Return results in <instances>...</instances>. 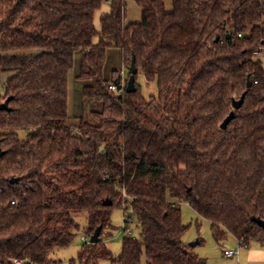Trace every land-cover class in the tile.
Masks as SVG:
<instances>
[{"label":"trees","instance_id":"16d2710c","mask_svg":"<svg viewBox=\"0 0 264 264\" xmlns=\"http://www.w3.org/2000/svg\"><path fill=\"white\" fill-rule=\"evenodd\" d=\"M136 2L140 20L126 24L124 0H0V264H63L49 255L82 212L84 236L101 226L100 239L68 264H199L182 241V202L216 243L264 245V0H172L170 12ZM111 47L126 70L134 55L135 92L128 70L104 78ZM75 52L81 96L101 105L94 124L67 123ZM123 204L141 232L114 255L105 238Z\"/></svg>","mask_w":264,"mask_h":264},{"label":"rangeland","instance_id":"374dc122","mask_svg":"<svg viewBox=\"0 0 264 264\" xmlns=\"http://www.w3.org/2000/svg\"><path fill=\"white\" fill-rule=\"evenodd\" d=\"M164 4L165 10L170 12L172 10V0H161ZM125 3V15L124 23H136L140 20L141 8L137 4L136 0H124ZM109 9L108 3H103L101 7L95 11L94 23L96 28L99 27V18L105 15V11ZM79 57L80 53L75 52L73 55V68L68 75V88H67V114L69 125L76 124L80 118L88 121L92 124L95 123L92 112H98L101 109L100 103H95L91 100H84L81 96V90L84 86L88 85V82L79 80ZM121 52L117 47H111L106 50V61L103 69V76L109 80L111 71L123 69L121 67ZM264 62V58H263ZM125 76L127 74L126 68L124 69ZM127 71V72H126ZM137 82L141 86L142 94L148 96L154 94L153 85L146 82L141 74H138ZM124 197V196H123ZM125 198V197H124ZM126 204H123L125 207ZM114 209L111 215V221L114 229L107 230L111 231V235L105 238V244L109 251L114 255L120 253L121 250V239L129 234L123 232V227L128 226L130 235L135 238H139L141 232L140 225L135 221L134 216L131 217L129 223H125L124 209ZM181 217L184 226L188 227L182 237L184 244L190 245L195 242L198 238L201 239V243L193 247V253L200 259L199 264H249V259L253 258L257 260H264V245H261L255 241H249L247 248H240L238 256L232 258L226 257L223 253L224 250H236L238 247L237 240L232 236H228L223 243H216L211 234L210 223L199 217L193 209L184 203L181 204ZM74 221L79 225V230L74 234L71 243L62 248H55L49 255V258L53 260H61L63 264H68V260L75 258L80 248L84 244L83 228L86 224V214L75 213L72 215ZM127 234V235H125ZM248 249H254V252H246ZM251 253L253 255H251ZM145 258L142 259V264H145ZM101 264H108L106 261H102Z\"/></svg>","mask_w":264,"mask_h":264},{"label":"water","instance_id":"95a60500","mask_svg":"<svg viewBox=\"0 0 264 264\" xmlns=\"http://www.w3.org/2000/svg\"><path fill=\"white\" fill-rule=\"evenodd\" d=\"M18 1H22V0H18ZM128 73H129V77H128V80H127V83L124 87V90L127 92V93H132V92H135L136 91V87H135V78H134V75L136 74L137 72V69H136V66H135V57L134 55H132L131 57V62H130V65L128 67ZM247 87H250V83L249 81L247 82ZM116 89L117 90H120L121 89V86L120 85H116ZM243 99H244V94L241 95L240 99L234 103V108L235 109H239L240 106L242 105V102H243ZM8 100L7 99L2 105H1V109H7V103H8ZM232 118V113H230L227 118L223 121V123L221 124V128L222 129H225L227 124L230 122ZM129 216V215H128ZM256 222L261 226V228L264 230V220H260V219H256ZM100 230H101V226H98L95 231L92 233V235L89 237V243L90 244H95V243H98L99 242V233H100ZM199 243L198 240H196L195 242L193 243H190V246L191 247H194L195 245H197Z\"/></svg>","mask_w":264,"mask_h":264},{"label":"built area","instance_id":"2783aa9c","mask_svg":"<svg viewBox=\"0 0 264 264\" xmlns=\"http://www.w3.org/2000/svg\"><path fill=\"white\" fill-rule=\"evenodd\" d=\"M239 37H241V35H239ZM254 55H255V56H259V57L264 58V53L261 52V51H256V52L254 53ZM119 74L121 75V77H124V75H125V71H124V69H122V70L119 72ZM109 88L112 89V90H116V87H115L114 85H110ZM121 89H122V86H121ZM121 89H120V90H121ZM117 92H118V90H117ZM118 93H120V91H119ZM182 203H184V202H182ZM182 203H180V205H181ZM184 204H185V205H188L187 202H185ZM188 206H189V205H188ZM123 209H124V211H125L126 206L123 207ZM125 213H126V212H124V214H125ZM129 220H130L129 216L126 215V216H125V220H124V222H125V223H129ZM129 230H130V229H129L128 226H124V227H123V232H124V233H127V234L130 235L131 233H130ZM127 234H125V235H127ZM83 241H84V242H89V238H87V237L85 236V237H83ZM237 242H238V247H237L236 250H224V251H223V253H224V255H225L226 257L232 258L233 256H236V255L238 256L239 249L242 248V247H245V245H244V243H243L242 240H241V241H237Z\"/></svg>","mask_w":264,"mask_h":264},{"label":"crops","instance_id":"0c3cea01","mask_svg":"<svg viewBox=\"0 0 264 264\" xmlns=\"http://www.w3.org/2000/svg\"><path fill=\"white\" fill-rule=\"evenodd\" d=\"M109 12V9H107V11H105V13L107 14ZM120 59H121V67L124 69V65H123V63H122V58L120 57ZM122 70V69H121ZM120 70V71H121ZM238 243V242H237ZM198 245V244H197ZM248 247V244L244 247V248H247ZM235 250V249H234ZM251 251H253L254 252V249H248V251H246V252H248V253H250ZM238 254H239V252H238ZM251 255H253L252 253H251ZM249 264H264V260H260V258H258L257 260H255V259H253V258H250L249 259Z\"/></svg>","mask_w":264,"mask_h":264}]
</instances>
